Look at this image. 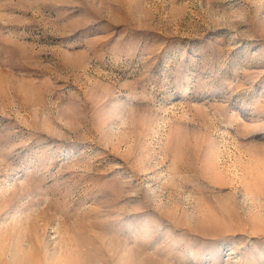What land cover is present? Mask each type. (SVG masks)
Returning <instances> with one entry per match:
<instances>
[{
  "label": "rangeland",
  "instance_id": "rangeland-1",
  "mask_svg": "<svg viewBox=\"0 0 264 264\" xmlns=\"http://www.w3.org/2000/svg\"><path fill=\"white\" fill-rule=\"evenodd\" d=\"M0 264H264V0H0Z\"/></svg>",
  "mask_w": 264,
  "mask_h": 264
},
{
  "label": "bare ground",
  "instance_id": "bare-ground-1",
  "mask_svg": "<svg viewBox=\"0 0 264 264\" xmlns=\"http://www.w3.org/2000/svg\"><path fill=\"white\" fill-rule=\"evenodd\" d=\"M246 196L248 197V195L246 194Z\"/></svg>",
  "mask_w": 264,
  "mask_h": 264
}]
</instances>
